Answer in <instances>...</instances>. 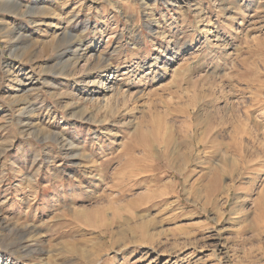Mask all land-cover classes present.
Returning <instances> with one entry per match:
<instances>
[{"label": "rangeland", "instance_id": "obj_1", "mask_svg": "<svg viewBox=\"0 0 264 264\" xmlns=\"http://www.w3.org/2000/svg\"><path fill=\"white\" fill-rule=\"evenodd\" d=\"M0 251L264 264V0H0Z\"/></svg>", "mask_w": 264, "mask_h": 264}, {"label": "bare ground", "instance_id": "obj_2", "mask_svg": "<svg viewBox=\"0 0 264 264\" xmlns=\"http://www.w3.org/2000/svg\"><path fill=\"white\" fill-rule=\"evenodd\" d=\"M32 8V7H31ZM29 10V9H28ZM20 12V11H19ZM34 13V12H33ZM35 22V20L33 21ZM107 75V74H106ZM103 83V82H101ZM109 89V88H108ZM112 89V88H111ZM113 90V89H112ZM115 93V92H114ZM13 258H11V256L7 255L6 253H3L2 251H0V264H17V263H13L12 260Z\"/></svg>", "mask_w": 264, "mask_h": 264}]
</instances>
